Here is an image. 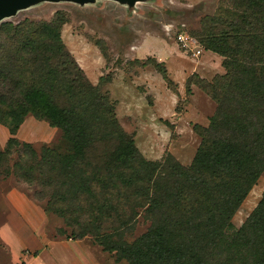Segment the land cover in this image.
Wrapping results in <instances>:
<instances>
[{
	"label": "trees",
	"instance_id": "1",
	"mask_svg": "<svg viewBox=\"0 0 264 264\" xmlns=\"http://www.w3.org/2000/svg\"><path fill=\"white\" fill-rule=\"evenodd\" d=\"M221 8L197 34L225 72L203 86L215 108L205 127L194 125L199 143L188 165L139 153L64 47L63 19L0 23V125L10 135L6 149L22 147L11 169L0 149V167L45 190L42 208L62 219L69 238L90 235L127 264H264V192L228 230L264 169V0ZM27 115L59 129L68 150L36 154L18 143ZM138 217L146 227L128 241Z\"/></svg>",
	"mask_w": 264,
	"mask_h": 264
},
{
	"label": "rangeland",
	"instance_id": "2",
	"mask_svg": "<svg viewBox=\"0 0 264 264\" xmlns=\"http://www.w3.org/2000/svg\"><path fill=\"white\" fill-rule=\"evenodd\" d=\"M220 4L226 9L230 0H30L0 23L63 19L64 47L84 79L112 103L139 153L147 160L169 153L188 165L199 143L194 125L205 127L215 108L203 86L225 72L223 58L204 49L197 35L203 17ZM9 137L0 125V149L11 169L22 147L7 150ZM13 137L36 154L42 146L68 150L59 129L31 115ZM5 170L0 167V264H127L90 235L69 238L62 219L42 208L45 190ZM263 192L264 169L232 215L229 232L243 223ZM146 224L138 217L125 239L143 232Z\"/></svg>",
	"mask_w": 264,
	"mask_h": 264
},
{
	"label": "water",
	"instance_id": "3",
	"mask_svg": "<svg viewBox=\"0 0 264 264\" xmlns=\"http://www.w3.org/2000/svg\"><path fill=\"white\" fill-rule=\"evenodd\" d=\"M30 0H0V18L14 13V8L26 4ZM77 1V0H75ZM84 1V0H78ZM132 1V0H128Z\"/></svg>",
	"mask_w": 264,
	"mask_h": 264
},
{
	"label": "crops",
	"instance_id": "4",
	"mask_svg": "<svg viewBox=\"0 0 264 264\" xmlns=\"http://www.w3.org/2000/svg\"><path fill=\"white\" fill-rule=\"evenodd\" d=\"M65 254V253H64ZM65 256V255H64Z\"/></svg>",
	"mask_w": 264,
	"mask_h": 264
}]
</instances>
